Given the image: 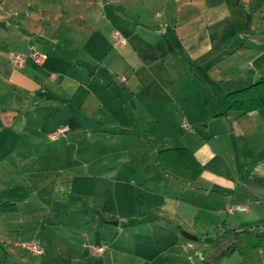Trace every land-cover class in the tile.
Masks as SVG:
<instances>
[{"label":"crops","instance_id":"0c3cea01","mask_svg":"<svg viewBox=\"0 0 264 264\" xmlns=\"http://www.w3.org/2000/svg\"><path fill=\"white\" fill-rule=\"evenodd\" d=\"M17 5L2 0L5 35L17 21L0 52L47 58L16 68L0 53V204L15 205L0 212V264H206L233 230L264 232V107L227 98L264 80V0H52L35 19ZM172 147L196 179L160 165Z\"/></svg>","mask_w":264,"mask_h":264},{"label":"trees","instance_id":"16d2710c","mask_svg":"<svg viewBox=\"0 0 264 264\" xmlns=\"http://www.w3.org/2000/svg\"><path fill=\"white\" fill-rule=\"evenodd\" d=\"M227 98L228 109L235 110L240 114L264 107V80L232 91L227 94ZM158 161L164 169L183 179L194 180L201 171V165L187 148L162 149L158 151ZM14 209V204H0V212L13 211ZM259 248L264 252V232L260 231L258 227L233 230L225 241L208 253L204 262L206 264H218V259L233 251H237L242 256H247L252 250Z\"/></svg>","mask_w":264,"mask_h":264},{"label":"rangeland","instance_id":"374dc122","mask_svg":"<svg viewBox=\"0 0 264 264\" xmlns=\"http://www.w3.org/2000/svg\"><path fill=\"white\" fill-rule=\"evenodd\" d=\"M10 1H17L18 2V5H17V12H20V16L19 17H21V16H24L26 19H28L27 17H31V18H34L35 19V15H34V8H35V5H37V3H41V4H44V5H46L48 2H50V1H52V0H10ZM30 4H32V6L30 7L29 5ZM1 6H2V0H0V14H2L3 12H4V10L1 8ZM21 7H23V9H21ZM24 12H22V11ZM13 13H14V10H13ZM29 13V14H28ZM17 15V14H16ZM27 16V17H26ZM0 17H2L1 15H0ZM14 17H16V16H14ZM25 18H22V20L23 19H25ZM15 21H17V20H13V22H12V24L11 25H9V27H8V30L10 31L7 35H5L4 33L6 32L5 31V29L3 28V26L0 24V42H3L4 40H8V39H11L12 38V32H14L15 30H16V28H15V25H16V23H15ZM46 21V20H45ZM41 22V20H38L37 21V23H40ZM47 22H49V21H47ZM36 24V23H35ZM108 27H111V26H109V25H107ZM61 29H62V31L64 30L63 29V26L61 27ZM7 30V31H8ZM120 35L125 39V43L123 44V45H125L126 43H127V39L120 33ZM112 36H113V34H112ZM113 38V37H112ZM12 43H14V42H12ZM112 44L114 45V47H121V46H123V45H115L114 43H113V39H112ZM38 51H40L39 50V48H37V47H35ZM30 49V48H29ZM17 51L18 49L17 48H13V47H11V46H9L8 48H6L5 50H2L3 52H0L4 57H1V58H3V60H5V62H6V64L8 65L9 64V62L11 63V65H13L12 64V62H11V56H9V51ZM41 53H43V54H45V60H46V58H47V54L46 53H44V52H42V51H40ZM14 53H16V52H14ZM20 53H23V52H20ZM29 53V50L27 51V52H25L24 54H28ZM13 54V53H12ZM11 54V55H12ZM10 59V60H9ZM28 60H30V61H32L31 59H26V61H25V63L28 61ZM45 60L43 61V63L45 62ZM33 62V61H32ZM24 63V64H25ZM34 64H36V65H43V63L42 64H37V63H35V62H33ZM24 66V65H23ZM22 66V67H23ZM120 78H121V76H120ZM126 78V77H125ZM122 79V78H121ZM123 80V79H122ZM185 121V120H184ZM187 122V121H186ZM188 124H189V122H187ZM194 125L196 126V130L197 129H199V126L200 125H203V124H201V123H197V122H194ZM189 128V129H188ZM188 128H184L183 126H182V130H194L195 128L192 126V125H190L189 124V127ZM55 131H59V129H56ZM62 135V131L61 132H59V134H58V137L59 136H61ZM101 245V244H100ZM92 246H99V245H95V244H92ZM102 247H103V250L105 249V244H102L101 245ZM21 249V248H20ZM22 250V249H21ZM19 250V252L20 253H18V256H21V257H23V255H26V257H27V255L29 254L28 252H26L25 250ZM0 251L2 252V250L0 249ZM21 252H22V254H21Z\"/></svg>","mask_w":264,"mask_h":264},{"label":"built area","instance_id":"2783aa9c","mask_svg":"<svg viewBox=\"0 0 264 264\" xmlns=\"http://www.w3.org/2000/svg\"><path fill=\"white\" fill-rule=\"evenodd\" d=\"M112 34H113V43L115 45H123L125 43V39L120 35V33L117 30H112ZM45 54L41 53L40 51H38L35 46H31L29 49V53L28 54H24V53H20V52H16L13 53L11 55V62L13 64L14 67L16 68H20L24 65L26 59H31L33 62L37 63V64H42L43 61L45 60ZM121 78L123 80H125V78L123 76H121ZM182 126L184 128H188L189 124L186 121H183ZM63 130V128L59 129V131L51 134V137H57L59 132H61ZM235 210H245V206L237 204L234 206H229L226 211L228 213H232ZM26 248H28L31 252L33 253H38L39 249L37 248V246L33 243H28L25 244ZM90 251L93 254H99L103 251V247L101 245L99 246H89Z\"/></svg>","mask_w":264,"mask_h":264},{"label":"water","instance_id":"95a60500","mask_svg":"<svg viewBox=\"0 0 264 264\" xmlns=\"http://www.w3.org/2000/svg\"><path fill=\"white\" fill-rule=\"evenodd\" d=\"M183 235H184L186 238H193V236H191L190 234H187V233H183Z\"/></svg>","mask_w":264,"mask_h":264}]
</instances>
